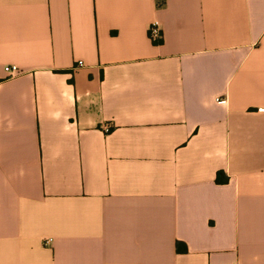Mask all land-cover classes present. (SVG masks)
Returning a JSON list of instances; mask_svg holds the SVG:
<instances>
[{
  "label": "crops",
  "instance_id": "crops-1",
  "mask_svg": "<svg viewBox=\"0 0 264 264\" xmlns=\"http://www.w3.org/2000/svg\"><path fill=\"white\" fill-rule=\"evenodd\" d=\"M259 107L264 0H0V264H264Z\"/></svg>",
  "mask_w": 264,
  "mask_h": 264
},
{
  "label": "built area",
  "instance_id": "built-area-1",
  "mask_svg": "<svg viewBox=\"0 0 264 264\" xmlns=\"http://www.w3.org/2000/svg\"><path fill=\"white\" fill-rule=\"evenodd\" d=\"M149 33H150V37L152 38V40L162 37L163 34H162L161 29L159 28V22L158 21H155L151 24ZM84 64H85L84 61L79 60L76 63L75 67H80V66H83ZM7 70L11 73V75H13L14 73L18 72V67H17V65H12V66L7 67ZM258 110L264 112V107H259ZM110 129L111 128L109 126L105 127L106 131H110ZM50 241H51V239L46 240L47 243Z\"/></svg>",
  "mask_w": 264,
  "mask_h": 264
},
{
  "label": "trees",
  "instance_id": "trees-1",
  "mask_svg": "<svg viewBox=\"0 0 264 264\" xmlns=\"http://www.w3.org/2000/svg\"><path fill=\"white\" fill-rule=\"evenodd\" d=\"M153 42L156 43V44L163 43V35H162V37H160V38L154 39ZM221 174H222V172H218L217 180H218L219 182L227 181V179H226V180H223V179L221 178Z\"/></svg>",
  "mask_w": 264,
  "mask_h": 264
}]
</instances>
